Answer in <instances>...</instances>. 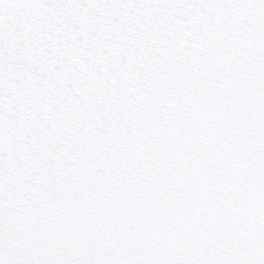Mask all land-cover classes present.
<instances>
[{
	"label": "snow or ice",
	"instance_id": "snow-or-ice-1",
	"mask_svg": "<svg viewBox=\"0 0 264 264\" xmlns=\"http://www.w3.org/2000/svg\"><path fill=\"white\" fill-rule=\"evenodd\" d=\"M0 264H264V0H0Z\"/></svg>",
	"mask_w": 264,
	"mask_h": 264
}]
</instances>
